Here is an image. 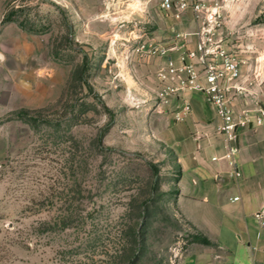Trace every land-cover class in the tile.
<instances>
[{"label": "rangeland", "instance_id": "1", "mask_svg": "<svg viewBox=\"0 0 264 264\" xmlns=\"http://www.w3.org/2000/svg\"><path fill=\"white\" fill-rule=\"evenodd\" d=\"M201 1L0 0V264H188L160 50L210 30L264 107V0Z\"/></svg>", "mask_w": 264, "mask_h": 264}, {"label": "crops", "instance_id": "2", "mask_svg": "<svg viewBox=\"0 0 264 264\" xmlns=\"http://www.w3.org/2000/svg\"><path fill=\"white\" fill-rule=\"evenodd\" d=\"M185 103L190 109L182 119L171 113L179 167L175 200L191 235L209 241L191 240L186 261L264 264V122L237 126L231 163L213 106L193 91H184L177 101L181 108ZM256 113L249 115L252 120ZM235 170L240 176L233 175Z\"/></svg>", "mask_w": 264, "mask_h": 264}, {"label": "built area", "instance_id": "3", "mask_svg": "<svg viewBox=\"0 0 264 264\" xmlns=\"http://www.w3.org/2000/svg\"><path fill=\"white\" fill-rule=\"evenodd\" d=\"M160 7L164 11L181 12L190 8L198 16L203 15L207 23H216L219 15L215 8L201 0H160ZM189 35H196L193 47L185 43L163 48L159 52L161 70L158 78L162 83L158 93L164 103L174 104L173 118L182 119L189 112V105H177L184 91L198 92L206 97L221 119L220 133L229 143L228 153L231 159L236 151L235 139L237 126H247L249 123L261 124L264 122V107L260 106L253 120L248 114L236 115L231 105V95L239 92L240 86L236 83L239 78V65L235 55L228 52L223 46L222 39L214 37L210 30L197 29ZM233 175L240 176L235 170ZM257 217L260 214H256Z\"/></svg>", "mask_w": 264, "mask_h": 264}, {"label": "trees", "instance_id": "4", "mask_svg": "<svg viewBox=\"0 0 264 264\" xmlns=\"http://www.w3.org/2000/svg\"><path fill=\"white\" fill-rule=\"evenodd\" d=\"M191 240L192 241H196V242H200V243H203V244H208L209 243V241L206 238L198 237V236H194V235L192 236Z\"/></svg>", "mask_w": 264, "mask_h": 264}, {"label": "water", "instance_id": "5", "mask_svg": "<svg viewBox=\"0 0 264 264\" xmlns=\"http://www.w3.org/2000/svg\"><path fill=\"white\" fill-rule=\"evenodd\" d=\"M0 58H2V55L0 54Z\"/></svg>", "mask_w": 264, "mask_h": 264}]
</instances>
